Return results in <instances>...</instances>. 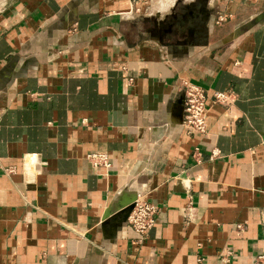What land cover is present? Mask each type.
Listing matches in <instances>:
<instances>
[{
  "label": "crops",
  "instance_id": "0c3cea01",
  "mask_svg": "<svg viewBox=\"0 0 264 264\" xmlns=\"http://www.w3.org/2000/svg\"><path fill=\"white\" fill-rule=\"evenodd\" d=\"M145 4L0 0V264H264V0Z\"/></svg>",
  "mask_w": 264,
  "mask_h": 264
},
{
  "label": "built area",
  "instance_id": "2783aa9c",
  "mask_svg": "<svg viewBox=\"0 0 264 264\" xmlns=\"http://www.w3.org/2000/svg\"><path fill=\"white\" fill-rule=\"evenodd\" d=\"M133 9L137 10L136 7ZM129 10L130 8L127 11ZM224 18L225 13L219 12L215 15V22H219ZM226 98H229V93L223 91H213L211 94V99L215 102H224ZM203 99V90L200 86L186 80L182 81L180 115L181 124L186 132L204 131L205 107ZM191 155L195 160L198 159V151L195 146L192 148ZM87 158L93 166L107 165L104 152L92 151L88 153ZM154 211L155 207L151 203L134 196L125 215V222L139 237L152 224Z\"/></svg>",
  "mask_w": 264,
  "mask_h": 264
},
{
  "label": "rangeland",
  "instance_id": "374dc122",
  "mask_svg": "<svg viewBox=\"0 0 264 264\" xmlns=\"http://www.w3.org/2000/svg\"><path fill=\"white\" fill-rule=\"evenodd\" d=\"M145 2H146V0H130L131 6H129V7L131 9H130V11H126L125 13L131 14L133 12H135V13L141 12L142 13V11L143 12L147 11V9L150 8L151 5H149V4L147 5V4H145ZM135 7L137 8V10L133 9Z\"/></svg>",
  "mask_w": 264,
  "mask_h": 264
},
{
  "label": "water",
  "instance_id": "95a60500",
  "mask_svg": "<svg viewBox=\"0 0 264 264\" xmlns=\"http://www.w3.org/2000/svg\"><path fill=\"white\" fill-rule=\"evenodd\" d=\"M134 196L132 195L131 197H129V199L123 204V212H124V216L126 215L130 205H131V200Z\"/></svg>",
  "mask_w": 264,
  "mask_h": 264
}]
</instances>
